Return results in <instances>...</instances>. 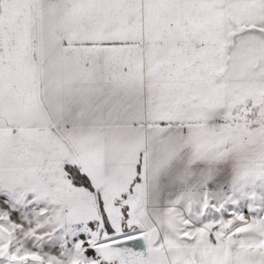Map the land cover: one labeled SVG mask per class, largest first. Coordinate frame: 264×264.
I'll use <instances>...</instances> for the list:
<instances>
[{"label":"snow or ice","instance_id":"snow-or-ice-1","mask_svg":"<svg viewBox=\"0 0 264 264\" xmlns=\"http://www.w3.org/2000/svg\"><path fill=\"white\" fill-rule=\"evenodd\" d=\"M0 264H264V0H0Z\"/></svg>","mask_w":264,"mask_h":264}]
</instances>
